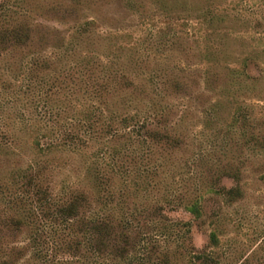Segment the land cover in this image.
Segmentation results:
<instances>
[{
    "label": "trees",
    "instance_id": "1",
    "mask_svg": "<svg viewBox=\"0 0 264 264\" xmlns=\"http://www.w3.org/2000/svg\"><path fill=\"white\" fill-rule=\"evenodd\" d=\"M146 1L162 16L195 21L203 28L205 47L199 56L208 65L206 84L219 63L227 71L225 87L235 85L241 75L249 78L248 63L259 55L255 49L241 60L230 55L225 40L239 32V20L222 8L227 0H124V6L141 14ZM88 10L94 16L99 12ZM8 11L7 4H0V59L12 53L15 57L5 63L13 80L6 79L4 85L5 90L17 88L26 103L1 111L0 196L10 202L6 209L0 207V264H222L214 252L220 247L218 223H214L219 211L209 213L208 205L217 198L227 203L242 199V170L230 166L210 173L199 165L191 173L194 187L179 190L168 183L183 141L164 118L173 110L168 86L181 88L180 79L153 85L148 83L153 77L141 81L123 69L103 65L87 51L79 56L78 116L60 126L51 124L45 116L34 115L31 104L36 103L35 86L47 85L54 64L43 55V48L52 45L61 50L65 39L50 35L47 28L40 32L43 26L38 24H12L7 21ZM84 12L79 7V41L97 24ZM260 54L264 55V48ZM51 101L53 107L63 105ZM222 103L217 101L208 112L216 113ZM238 115L232 114L231 128ZM238 134L247 135L243 130ZM248 137L247 141L256 142L255 135ZM263 142L259 141L262 146ZM67 152L78 156L79 171L56 192L57 168L70 166L63 155ZM203 161V154L191 160ZM224 180L233 186L227 187ZM140 201L145 202L142 209ZM179 209L195 221L213 224L205 249L194 245L191 222L169 217V212ZM151 225L157 232L146 237L142 232Z\"/></svg>",
    "mask_w": 264,
    "mask_h": 264
},
{
    "label": "rangeland",
    "instance_id": "2",
    "mask_svg": "<svg viewBox=\"0 0 264 264\" xmlns=\"http://www.w3.org/2000/svg\"><path fill=\"white\" fill-rule=\"evenodd\" d=\"M80 1L79 5V0H0V4L9 7L7 21L10 23L38 24L43 26L38 29L40 32H46L47 28L50 35L65 39L61 50L52 48V45L43 48V55L54 64L49 70V79L45 81L47 85L35 86L36 103L31 104L34 115L45 116L51 124L58 122L59 126L78 116L77 107L82 96L79 92V56L87 51L103 65L123 69L141 81L148 82V78L153 77V82H148L153 85H165L168 78L180 79L181 88L174 90L168 86L174 96L169 101L173 110L164 118L170 122V127L174 125L183 141L182 149L172 162L174 169L167 176L168 183L179 190L185 185L194 187L191 173L199 165L211 170L210 173L230 166L241 169L242 199L227 203L217 198L208 205L209 213L219 211L214 223H218L220 247L214 252L222 264H264V145L259 143L264 140V55L260 54L264 48V0H227L222 5L239 20V32L225 40L230 45V55L241 60L253 49L259 55L248 63L245 73L249 78L241 75L235 85L228 87L222 85L224 72H227L222 63L214 65L209 84L205 83L208 65L199 56L205 47L203 39L201 41L203 28L199 29L195 21L162 16L149 1L144 2L141 14L128 10L124 0ZM79 7L85 9L88 19H96L97 23L82 41L76 33ZM90 8L98 9L96 16L88 10ZM235 39H239V43ZM48 41L53 44L52 40ZM14 58L12 53L0 59V118L4 116L2 109L26 103L19 97L17 88L16 91L12 88L5 90L4 81L13 78L5 71V63L13 62ZM122 83L119 85L123 87ZM49 92L45 96L44 93ZM51 99L63 102V105L53 107ZM219 100L223 107L214 109L216 113H209L211 106ZM47 103L50 108H43ZM235 112L239 114L238 120L231 128ZM241 130L246 137L238 134ZM251 134L255 135L257 143L247 141ZM199 154L204 155V161L193 164L191 160ZM63 155L70 166L57 168L54 178L56 192L63 181L74 180L72 177H77L79 171L78 156H70L72 154L68 152ZM223 183L227 187L233 186L229 180ZM9 202L8 197L0 196V207L6 209ZM144 203L140 201L138 207L142 209ZM168 215L175 221L192 223L193 242L199 250L208 246L209 233L214 228L209 220L195 221L183 209ZM144 232L146 237H154L157 229L151 225Z\"/></svg>",
    "mask_w": 264,
    "mask_h": 264
}]
</instances>
